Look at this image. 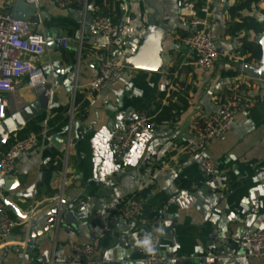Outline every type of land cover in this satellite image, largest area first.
Listing matches in <instances>:
<instances>
[{
  "label": "crops",
  "instance_id": "crops-1",
  "mask_svg": "<svg viewBox=\"0 0 264 264\" xmlns=\"http://www.w3.org/2000/svg\"><path fill=\"white\" fill-rule=\"evenodd\" d=\"M12 1L0 0V11L8 12ZM67 1L70 4L65 7L56 0L38 4V29L48 45L44 54H25V58L43 68L58 99L52 96L48 111L0 145L1 156L16 140L32 134L39 137V145L18 159L15 171L0 181V188L4 198H14L13 204L23 214L33 212V219L60 202L62 211H86L88 217L77 225L63 216L59 226L49 228L54 215L48 214L32 227L30 218L17 215L4 203L6 214L19 224L0 241V264H67L73 243L89 242L100 234L98 264H135L144 255L138 236L150 231L160 235L158 250L172 256L164 264H205L203 257L209 253L218 255L216 264H264L248 254L244 241L250 232L264 228V80L250 79L249 86L241 85L239 90L256 94L258 102L238 112L232 129L212 139L202 155L178 153L198 134V115L214 113L236 84L241 64L259 61L241 51L245 32L237 36L229 32L230 25L240 20L229 11L234 0H213L211 33L220 56L209 68L196 66V54L182 41L192 31L188 21L201 15L197 2L188 8H180L178 0L91 3L80 50L88 0ZM150 13L169 28L162 70L126 66L122 78L87 95L85 89L98 73L100 57L115 54L123 60L134 54L127 43L134 36L142 40ZM102 15H110L117 26L112 39L92 30L93 20ZM242 15L264 24V0ZM61 18L80 23V28L73 32L71 25L57 23ZM60 36L70 38L67 47L57 43ZM26 81L24 77L21 86L3 93L8 116L36 100V91ZM76 84L77 108L71 116ZM170 102L175 107L169 118L154 120V127L138 133L129 149L120 148L117 136L127 122L142 111L156 117L157 106ZM60 106L67 107V112L53 113ZM56 116H61L57 122ZM35 126L42 131L37 133ZM52 127L55 130L49 132ZM78 127L83 131L80 138ZM56 133L71 138L67 154L65 143L61 147L52 143ZM203 156L218 163L215 180L203 170ZM134 194L143 198V212L129 226L120 214L121 199ZM50 200L53 203L46 204Z\"/></svg>",
  "mask_w": 264,
  "mask_h": 264
},
{
  "label": "built area",
  "instance_id": "built-area-1",
  "mask_svg": "<svg viewBox=\"0 0 264 264\" xmlns=\"http://www.w3.org/2000/svg\"><path fill=\"white\" fill-rule=\"evenodd\" d=\"M201 1L199 7L201 15L195 16L188 21L192 31L182 39L183 44L196 54L194 64L201 68L213 66L220 56L218 45L211 33L210 16L216 11L213 0H178L180 8H188L196 2ZM59 6L65 7L70 4L67 0H56ZM88 4L85 3L82 18L81 35L79 47L82 49L84 29L87 23ZM95 29L104 37L112 39L117 33V26L110 15H102L93 20ZM37 21H26L16 19L9 12L0 11V122L8 117V102L4 92L15 90L21 86L23 78L26 84L35 91H41L48 86V79L43 68L26 59L25 54L39 56L46 52L48 39L38 29ZM70 38L66 36L57 37V43L62 47L69 45ZM126 41L122 43L126 45ZM260 61L252 65L257 66ZM126 66L120 56L106 54L100 57L98 73L94 80L86 87L85 93L93 95L101 91L111 83L122 78ZM256 79L241 70V74L231 91L220 99L217 110L212 114L200 113L197 121L198 134L184 145L178 148V153L185 156L202 155L209 142L222 136L231 130L236 114L240 111L250 109L258 102L254 93L241 92V85L249 86V80ZM79 86L76 84L72 89V97L69 113L73 116L76 112V96ZM53 96V92L51 93ZM51 96V97H52ZM155 115L147 111L140 112L133 120L127 122L118 133L117 139L122 150L131 147L134 137L154 127ZM44 136L47 137L44 132ZM51 138V136H49ZM65 151L68 153L71 138L66 139ZM39 145V137L36 134L16 140L11 148L0 156V181L12 174L17 166L18 159L28 154ZM201 166L208 176L216 179L218 163L209 156H203ZM4 194L0 188V241L8 238L19 222L5 212ZM143 198L139 195H131L121 199L120 214L122 219L131 226L142 215ZM62 204H59V211ZM102 235H96L91 241L73 243L71 249L73 254L66 260L67 264H98L96 254L101 245ZM139 246L144 255L135 264H164L170 256L160 252L157 247L160 243V235L157 232H143L138 236ZM248 254L260 261H264V228L250 232L245 237ZM218 255L209 253L203 257L205 264H216Z\"/></svg>",
  "mask_w": 264,
  "mask_h": 264
},
{
  "label": "water",
  "instance_id": "water-1",
  "mask_svg": "<svg viewBox=\"0 0 264 264\" xmlns=\"http://www.w3.org/2000/svg\"><path fill=\"white\" fill-rule=\"evenodd\" d=\"M42 0H13L11 4V9L8 12H11L13 17L21 20H30L37 21L38 14L36 10L38 8V4L41 3ZM93 31H97L95 28ZM169 28L164 25L163 22L159 24L156 21V13L149 14V20L147 27L145 28V32L141 38L134 36L130 38L127 43V48L134 51V54L125 56L123 58V64L127 67H135L142 69H149L154 71L162 70L163 66V42L167 38V32ZM255 40L260 44L262 48V57L257 66L248 63L241 64V70L250 76L264 80V29L263 31L256 36ZM52 88L47 86L45 89L41 91H36V100L32 103L28 104L24 108H22L19 112L8 116L2 122H0V145H4L10 139L14 132L21 130L25 127L26 123L32 120L35 116L43 113V111H48L50 107ZM54 98L57 100V93H53ZM77 138L82 137L83 131L82 128H77ZM51 141L55 146L61 147L62 144L66 142V138L61 134H54L51 138ZM13 197L7 196L3 199V202L7 205H11L14 212L23 217L30 218L29 222L32 227L37 226V222H40L43 217L46 215H54L51 219V227L55 228L59 226L61 223L62 217L64 216L68 222L72 224L81 225L82 219L88 217V213L86 211H81L80 213H71L67 210L59 211V207L51 209L49 213L39 214L33 217V212L29 214H23L17 206L13 204ZM53 203V200L46 202V204ZM43 203L40 207L46 205ZM39 207V208H40ZM95 222H93V225ZM48 228V229H49ZM165 227L162 230V233L165 232ZM160 244L157 249H159ZM234 246L232 245L231 248Z\"/></svg>",
  "mask_w": 264,
  "mask_h": 264
},
{
  "label": "trees",
  "instance_id": "trees-1",
  "mask_svg": "<svg viewBox=\"0 0 264 264\" xmlns=\"http://www.w3.org/2000/svg\"><path fill=\"white\" fill-rule=\"evenodd\" d=\"M103 0H88V10H90L91 3H95L97 5L101 4ZM261 0H234V3L231 5L229 11L233 18L240 17L239 21H236L234 24L230 25L229 32L233 36H237L242 32H245L244 42L241 47V51L243 53H251L250 57L255 58L260 61L262 57V48L260 44L255 40L256 36L259 35L263 29L264 24L258 21L254 16L250 15H242L243 11H250L253 7H255ZM199 5L202 4L201 1L197 2ZM57 23L61 25H71L72 31L74 32L76 29L80 28V23L69 20L65 18H61L57 20ZM253 33V35H252ZM175 104L170 102L169 105H161L157 106V111L159 112L157 116L154 118L156 121H162L163 119L169 118V113L174 109ZM67 107H56L53 110V113L57 115H61L67 112ZM61 116H56L54 120H57ZM55 128V127H54ZM33 129L40 133L42 131L41 126H35ZM55 129L53 127L49 129V132H53ZM24 138V137H23ZM22 139V138H20Z\"/></svg>",
  "mask_w": 264,
  "mask_h": 264
}]
</instances>
